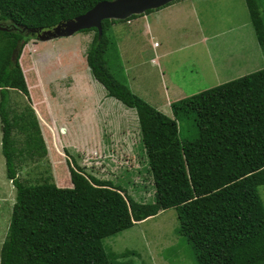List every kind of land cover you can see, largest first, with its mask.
<instances>
[{
  "label": "trees",
  "instance_id": "trees-1",
  "mask_svg": "<svg viewBox=\"0 0 264 264\" xmlns=\"http://www.w3.org/2000/svg\"><path fill=\"white\" fill-rule=\"evenodd\" d=\"M106 1L112 0H0V153L14 190L0 264H133L127 258L134 252H106L103 240L168 209L176 212L175 234L194 264H264V210L257 192L264 185V65L172 104L175 117L194 114L196 136L180 143L175 119L150 107L109 71L106 55L114 44L105 31L122 21L103 20L99 35L95 29L79 31L93 32L85 64L107 97L135 112L154 203H136L67 160L69 188L25 185L17 178L15 129L22 136L19 157L23 149L29 159L47 155L18 64L23 46L37 32ZM243 1L264 57V20L256 0ZM9 91L26 99L18 113L9 108Z\"/></svg>",
  "mask_w": 264,
  "mask_h": 264
},
{
  "label": "rangeland",
  "instance_id": "rangeland-1",
  "mask_svg": "<svg viewBox=\"0 0 264 264\" xmlns=\"http://www.w3.org/2000/svg\"><path fill=\"white\" fill-rule=\"evenodd\" d=\"M220 2L222 3L218 8ZM256 3L264 20V0H256ZM210 6L211 13L204 15V33L223 32L229 28L233 30L214 39L215 45L208 41L182 51V57L187 59L190 66L178 69L173 77L160 78L148 64L138 62L139 58L129 51H124V57L118 58L112 47L106 55L109 71L118 82L140 95V99L159 113L175 119L180 143L191 141L196 136L194 114L175 117L171 104L256 72L264 65V57L248 23L244 1L218 0ZM114 28L115 26L108 28L105 34L112 38ZM92 36L93 32H73L66 38L57 37L45 41L34 38L23 46L19 65L21 71L25 72H22V76L27 86L29 106L34 113L47 155L41 159H29L23 149L19 157L17 148L22 145L19 144L22 136L15 129L12 148L16 176L25 185L51 182L58 188H69L71 185L67 160L69 166L77 168L87 177L108 182L132 201L150 204L153 202V187L147 172V161L134 110L124 108L111 98H106V106L102 107L103 90L102 94L98 91L91 94L89 91L85 94L83 92L85 77L88 76L92 81L84 63V54ZM177 59L180 60L181 57L172 56L170 62ZM70 74L76 76V85L81 83L82 89L71 87L64 94L67 98L65 107L59 108L55 101L58 97L56 91L71 83L68 77ZM165 89L168 92L164 95ZM9 100V108L13 113H18L22 107L27 106L26 99L19 92L9 91ZM95 102L101 104V110ZM51 105L54 106V114L50 111ZM119 109L125 111L121 119L128 127L127 140L112 142L110 135L114 133L109 125L105 143L111 146L108 149L114 151L113 155H108L107 152L105 157H98L97 154V157L93 154L87 156L91 147L97 149L95 142L88 140L93 127L97 128V114H100L101 120L103 111L109 115L108 120L114 119L111 116L119 119ZM67 114L70 115L69 124ZM29 147H32L31 143ZM257 192L264 210V185L259 186ZM13 202L14 190L5 178L0 153V246L6 235ZM177 224L175 210L168 209L134 224L128 230L105 238L103 247L106 252L115 254L134 252L135 256L127 258L133 264H194L185 241L175 234Z\"/></svg>",
  "mask_w": 264,
  "mask_h": 264
},
{
  "label": "crops",
  "instance_id": "crops-1",
  "mask_svg": "<svg viewBox=\"0 0 264 264\" xmlns=\"http://www.w3.org/2000/svg\"><path fill=\"white\" fill-rule=\"evenodd\" d=\"M216 1L218 0H175L163 7L152 10L147 14L138 15L128 21L125 22L122 21L117 24L115 23V25L114 24L110 25L109 28L115 26V28L113 29V36L111 39L114 44V50L116 56L118 58L124 57V51H129L132 55H136V57L139 58L138 62L141 61V64L144 63L148 64L149 67L152 68L156 72V74L159 75L160 78L173 77L178 69L182 67L190 66V63L187 61V59L182 57V53H181L182 51H186L187 49L189 50V48H193L198 45H203L208 41H211V45H215L216 43L213 42L214 39H216L220 35L229 33L233 30L232 28H229L223 32L213 31L209 33H204L203 31V23H205L204 15L206 13H211L212 7L210 5L212 2H216ZM221 3L222 2L218 3V8ZM248 23H249V19H248ZM77 40H79V38ZM205 52L208 53L206 49ZM172 56L181 57V59L180 60L177 59L174 62H170ZM20 61L21 60L19 57L18 64H20ZM209 61L210 59L207 60L208 63ZM84 63H85V59H84ZM87 70L89 75L91 76L88 68ZM22 72L24 74L23 70L21 71V73ZM72 74L68 75L69 79H71V83L65 87H62V90L58 89L56 91V93H58L57 95L58 97L57 100L55 99V101H57L56 105L59 108L65 107L67 98L66 96H64V94H66L71 87H73V89H82L81 83L76 85L77 84L76 76L75 75L73 76ZM90 78L92 79V81H90L88 76L85 77L83 83L84 94L88 91L90 92V94L94 93V91H98L100 94H102V90H103L104 97L102 101H104V103L102 104V107L106 106L105 99L109 98L107 97L106 91L98 82H96L92 78V76ZM91 82H93V84ZM129 90L131 93L141 98L140 95L135 94V92H133L130 88ZM163 92H164L163 94L165 95L167 94L168 91L167 89H165ZM95 104L97 108L101 110V104H98L96 102ZM111 105L115 106L112 103ZM50 111L51 112L54 111V106L51 105ZM119 112H120L119 113L120 118L116 119V116H111L112 118H114L112 120L111 119L108 120L109 115L107 116L105 111L102 112V120L100 114H97V116L94 114V116H96L95 121L97 128L93 127V131L90 132L88 140H90L91 142L92 141L95 142L94 146L97 147V149L91 147L87 151L88 153L87 156L93 154L95 155V157H97L96 156L97 154L98 157H101V155L105 157L107 152L108 155H113L114 151L112 149L111 150L108 149V147L111 148V146H108L105 143L106 136L108 137L107 132L109 131L107 126L109 125L111 126L109 129L114 133V135L112 136L110 135L111 137L110 139H113L112 142L118 141V139L120 141L127 140L129 136L127 135L128 127L124 122H122L121 119L125 111L120 110ZM66 117L68 118L67 122L69 124L70 115L68 116L67 114ZM100 122L102 124L101 127H100ZM117 126L119 130L117 129ZM124 131L126 132L125 134ZM0 137H1V132H0ZM82 150L84 151V148H82ZM82 155H85V153H83ZM64 157L66 158V156ZM152 203H154V199Z\"/></svg>",
  "mask_w": 264,
  "mask_h": 264
},
{
  "label": "water",
  "instance_id": "water-1",
  "mask_svg": "<svg viewBox=\"0 0 264 264\" xmlns=\"http://www.w3.org/2000/svg\"><path fill=\"white\" fill-rule=\"evenodd\" d=\"M175 0H112L95 5L90 11L73 20L61 23L56 27L37 32L35 38L40 41L66 38L79 31L95 29L100 34V22L103 20L124 21L131 16L144 14L146 11L158 9Z\"/></svg>",
  "mask_w": 264,
  "mask_h": 264
}]
</instances>
